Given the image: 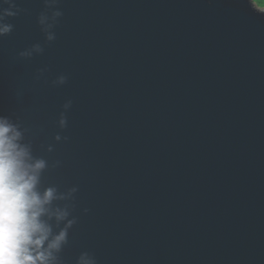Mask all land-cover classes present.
<instances>
[{"label":"water","instance_id":"95a60500","mask_svg":"<svg viewBox=\"0 0 264 264\" xmlns=\"http://www.w3.org/2000/svg\"><path fill=\"white\" fill-rule=\"evenodd\" d=\"M10 4L0 116L46 162L51 210L68 214L49 221L67 229L57 264H264L259 5Z\"/></svg>","mask_w":264,"mask_h":264},{"label":"clouds","instance_id":"9594fccd","mask_svg":"<svg viewBox=\"0 0 264 264\" xmlns=\"http://www.w3.org/2000/svg\"><path fill=\"white\" fill-rule=\"evenodd\" d=\"M3 3L12 7L10 0ZM55 3L56 0H46V6ZM254 3L264 13V0ZM10 8L0 12V37L13 30V25L6 22V18L16 15ZM61 15L56 11L53 19ZM54 38L48 36L50 41ZM22 140L18 125L0 116V264H57L54 254L66 243L67 229L53 234L49 221L53 217L57 222L63 221L68 214L51 210L57 199L56 189L49 187L41 192L39 187L46 162L35 159ZM80 264H95V261L81 257Z\"/></svg>","mask_w":264,"mask_h":264}]
</instances>
